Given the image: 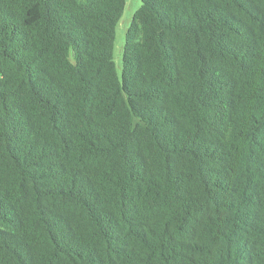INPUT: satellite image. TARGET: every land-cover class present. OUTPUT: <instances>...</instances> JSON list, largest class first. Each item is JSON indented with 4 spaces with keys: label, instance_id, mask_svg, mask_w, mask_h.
I'll return each mask as SVG.
<instances>
[{
    "label": "trees",
    "instance_id": "trees-1",
    "mask_svg": "<svg viewBox=\"0 0 264 264\" xmlns=\"http://www.w3.org/2000/svg\"><path fill=\"white\" fill-rule=\"evenodd\" d=\"M0 0V264H264V0Z\"/></svg>",
    "mask_w": 264,
    "mask_h": 264
},
{
    "label": "rangeland",
    "instance_id": "rangeland-1",
    "mask_svg": "<svg viewBox=\"0 0 264 264\" xmlns=\"http://www.w3.org/2000/svg\"><path fill=\"white\" fill-rule=\"evenodd\" d=\"M141 4H142V0H127L124 14L118 24L114 57L119 74H121L122 71V61H123L126 34L132 23L133 17L141 7Z\"/></svg>",
    "mask_w": 264,
    "mask_h": 264
}]
</instances>
